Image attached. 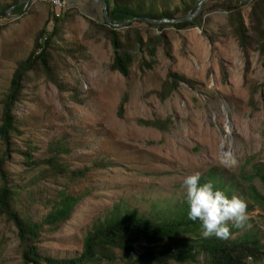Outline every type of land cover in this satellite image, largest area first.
Here are the masks:
<instances>
[{"label":"rangeland","instance_id":"rangeland-1","mask_svg":"<svg viewBox=\"0 0 264 264\" xmlns=\"http://www.w3.org/2000/svg\"><path fill=\"white\" fill-rule=\"evenodd\" d=\"M15 1L22 6L25 0H0V8ZM82 1L74 6L73 0H66L62 8L35 0L22 14L16 13L17 6L12 17L0 18V124L2 101L19 64L34 52L44 30L55 31L51 11L63 19L54 39L57 48L51 52L64 87L30 73L25 99L15 109L20 132L11 135L12 153L5 167L19 199L15 208L34 221L41 222L64 193L84 199L60 230L44 227L37 241L39 251L57 260L79 258L95 225L118 214L177 220L185 206L182 179L195 171H212L216 179L223 174L232 184V196L242 198L249 208L248 226H230L228 240L258 236L264 246V209L242 195L245 188L232 179L240 180L239 175L264 165V88H254L264 84V58L250 52L252 68L246 71L227 15L214 12L206 16L211 22L205 32L201 27L181 34L171 30V53L160 49L152 69L137 62L125 77L111 67L115 58L111 40L82 14L96 5ZM145 2L147 8L161 12L182 8L181 0ZM115 17L116 22L127 18ZM169 72L192 83L181 82L170 97L160 100L158 93ZM142 120L169 122L159 129ZM4 150L0 138V157ZM27 154L40 165L30 166ZM54 156L67 173L50 171L45 161ZM255 184L264 193L261 182ZM20 244L17 228L0 216V264H24ZM115 253L114 263L102 264H124L123 253ZM195 257L158 264H209L206 255L199 252Z\"/></svg>","mask_w":264,"mask_h":264},{"label":"trees","instance_id":"trees-1","mask_svg":"<svg viewBox=\"0 0 264 264\" xmlns=\"http://www.w3.org/2000/svg\"><path fill=\"white\" fill-rule=\"evenodd\" d=\"M90 1L102 9L103 18L101 21L84 18L90 20L89 22L99 31V34H103L111 40L115 49V58L111 67L125 77L132 74V69L137 62H141L142 68L152 69L160 49L164 48L168 55L171 53L170 47H173L171 30L181 34L183 31L201 27L205 32V25L211 22L210 18L206 16L214 12L227 15L228 26L243 52L246 71L250 72L252 68L250 52L256 51L264 58V0H251L244 3L235 0H212L207 3L199 17L190 22L153 25L138 20L125 28L111 26L106 19L102 5ZM106 1L110 5L111 15L117 21L116 15L127 16L125 20L134 17H151L157 20L180 19L178 17L182 13L185 17L190 12H195L202 0H181L182 8L177 7L174 10L162 12L156 7L147 8L145 0ZM19 4V1H15L11 5L3 6L0 8V14ZM24 7V5L19 6L16 13L20 14ZM51 18L55 25V31L48 33L44 30L38 36L34 52L27 60L19 64L11 80L10 88L2 101L0 138L5 145V150L0 157V177L2 179L0 216H5L17 228L24 264L114 263L116 250L123 253L124 264H158L169 260H194L199 252L206 255L209 264L262 263L264 246L258 236L247 241H231L228 238L217 239L215 237L203 239L200 236V222H193L187 218L185 202V206L181 208L182 211L177 212V220L174 221H156L140 215L126 214L122 216L118 214L112 220L95 225L93 231L88 233L84 240L83 252L79 258L57 260L42 255L38 249L37 241L44 227L48 226L51 231L60 230L63 225L72 221L77 206L84 199L82 196L74 197L64 193L57 206L41 222L34 221L25 211L15 208L19 199L18 195L16 196V190L10 186L5 167L12 153L11 135L13 132H20L19 119L15 115V109L17 104L25 99V84L30 79V73H40L48 82L58 85L62 89L64 87L60 77L61 71L57 70L54 65L51 52L57 48L54 46V39L60 32L63 19L54 11H51ZM213 40L214 38L210 35L209 41L213 43ZM146 55H149L151 60ZM185 81L192 83L182 74L169 72L161 91L158 93L159 99L165 100L170 97L179 88V84ZM254 88L255 91L264 88V84L256 85ZM123 111L122 108L121 114ZM142 122L163 129L169 120L165 122L142 120ZM27 158L30 166L40 165L39 161L33 160L32 155L27 154ZM45 163L49 165L50 171L56 175H63L68 172L65 166L59 164L56 156L49 158ZM232 179L237 182L239 187L246 189L241 191L242 195L251 199L253 205L264 209V193L258 190L255 184L256 180H259L264 188V165L256 166L250 174L241 177L239 175L240 180H237L235 176H232ZM205 180H211L216 188L223 190L229 197L232 196V184L229 183V179L224 178L223 174H220L219 178L216 179L214 173L210 171L207 174H202L201 182ZM243 181L246 185L243 184ZM144 243L148 245L146 249L138 246V244L142 246ZM250 257L253 258L252 261Z\"/></svg>","mask_w":264,"mask_h":264},{"label":"clouds","instance_id":"clouds-1","mask_svg":"<svg viewBox=\"0 0 264 264\" xmlns=\"http://www.w3.org/2000/svg\"><path fill=\"white\" fill-rule=\"evenodd\" d=\"M201 181L200 171L188 174L182 179L187 218L200 222L201 238L227 239L230 226L235 229L248 226L247 204L242 198L229 197L223 190L216 188L211 180Z\"/></svg>","mask_w":264,"mask_h":264},{"label":"water","instance_id":"water-1","mask_svg":"<svg viewBox=\"0 0 264 264\" xmlns=\"http://www.w3.org/2000/svg\"><path fill=\"white\" fill-rule=\"evenodd\" d=\"M34 1L35 0H25L23 3H21V4H23L25 6L24 9H23V11L21 12V14ZM92 1H94L97 4L99 3L100 5H102V7L105 10L106 19H107L108 23L111 26L116 27V28H124V27L129 26L133 22L138 21V20H140V21H146V22H149L150 24H153V25L178 24V23L190 22V21H193L196 18H198L201 15L202 11L204 10L206 4L209 1H212V0H202L199 3V5L197 7V10L195 12H190L188 15H186L185 17H182L180 19H160V20H157V19H152L151 17H134V18H129V19L125 20L124 22H116L114 20L113 16L111 15L110 5H109V3L106 0H92ZM235 1H239L241 3H244V2L251 1V0H235ZM19 5H17V6H19ZM17 6H14V7L10 8L8 11H6L3 14H0V18H10V17H12V14L11 13L13 12L14 9L17 8Z\"/></svg>","mask_w":264,"mask_h":264},{"label":"crops","instance_id":"crops-1","mask_svg":"<svg viewBox=\"0 0 264 264\" xmlns=\"http://www.w3.org/2000/svg\"><path fill=\"white\" fill-rule=\"evenodd\" d=\"M80 1V3H79ZM83 1L82 0H73V2L71 3V5L77 6L82 4ZM85 17L89 18L87 15H89L91 18H94L97 21H101V19L103 18V11L101 8H98L94 5H91L89 8V12L86 13H82ZM90 18V19H91Z\"/></svg>","mask_w":264,"mask_h":264},{"label":"built area","instance_id":"built-area-1","mask_svg":"<svg viewBox=\"0 0 264 264\" xmlns=\"http://www.w3.org/2000/svg\"><path fill=\"white\" fill-rule=\"evenodd\" d=\"M44 1L50 3V4L54 5V6H57V7H62V8H64V6H65V5L62 3L61 0H44ZM250 259H253V258L250 257ZM262 264H264V263H262Z\"/></svg>","mask_w":264,"mask_h":264}]
</instances>
